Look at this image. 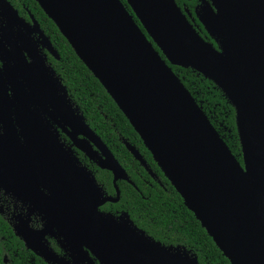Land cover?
<instances>
[{
	"label": "water",
	"instance_id": "water-1",
	"mask_svg": "<svg viewBox=\"0 0 264 264\" xmlns=\"http://www.w3.org/2000/svg\"><path fill=\"white\" fill-rule=\"evenodd\" d=\"M35 1L223 255L231 264H264V0H201L196 15L218 48L197 32L175 0H125L132 13L121 0ZM26 31L18 35L28 47H5L0 41V188L32 205L14 226L16 235L49 264H71L43 240L56 235L53 227L64 248L87 264L97 263L84 248L99 264H197L186 251L147 236L127 216L116 219L98 211L105 202L118 201L116 181L128 180L127 174L73 107L28 38L33 31ZM38 33L57 58L49 39ZM167 62L192 68L226 95L235 109L242 163ZM13 102L14 114L7 111ZM39 107L48 108L60 128H71L67 133L77 149L112 172L115 198L104 196L94 176L44 122ZM34 211L45 218L42 229L28 226Z\"/></svg>",
	"mask_w": 264,
	"mask_h": 264
},
{
	"label": "trees",
	"instance_id": "trees-1",
	"mask_svg": "<svg viewBox=\"0 0 264 264\" xmlns=\"http://www.w3.org/2000/svg\"><path fill=\"white\" fill-rule=\"evenodd\" d=\"M24 1L59 53V60L49 57V61L68 90L75 108L111 150L132 182L117 181L119 201L105 203L102 209L112 212L126 211L130 221L147 236L164 247L186 251L196 258L197 264H231L192 211L185 206L182 197L165 177L128 119L77 57L55 23L47 17L35 0ZM121 1L132 13L126 1ZM175 1L180 7L185 2L191 14L188 19L202 37L218 48V43L195 16L198 1ZM133 18L138 23L134 15ZM139 26L141 27L140 24ZM141 29L143 30L142 27ZM155 48L158 50L156 46ZM159 53L164 58L160 51ZM167 63L207 115L233 155L242 163L235 109L226 95L213 81L192 68ZM127 145L140 154L145 165L131 153ZM82 156L80 154V157ZM90 163L85 164L92 169L97 181L108 194H114L111 173L100 169L91 161ZM0 264L49 263L27 249L23 241L15 235L9 222L0 215Z\"/></svg>",
	"mask_w": 264,
	"mask_h": 264
},
{
	"label": "flooded vegetation",
	"instance_id": "flooded-vegetation-1",
	"mask_svg": "<svg viewBox=\"0 0 264 264\" xmlns=\"http://www.w3.org/2000/svg\"><path fill=\"white\" fill-rule=\"evenodd\" d=\"M185 1L190 2V1H193V0H185ZM197 1L198 2L196 4V6H195L196 8L199 7L200 4H201V0H197ZM182 5H183L182 6L183 8L180 7L179 5L178 6L186 14L187 19H188V16H191V14L188 12L187 7L185 6V2H183ZM195 16L198 19L197 15H196V12H195ZM189 22L196 29V27L194 26V24L190 20H189ZM35 23L38 24L39 29H36V27L33 26ZM26 28H27V30L30 29V30L33 31L32 33H29L28 34V38H30V40H32V42L33 41L36 42V44H37V46H38V48L40 50L41 55L46 60L45 62L50 67V69L53 71V73L58 78V80L61 82V85L65 89V92H66V94L68 96V99L71 101L73 107L75 108V106H74L75 103L72 101V99H70L68 90L66 89L65 85L62 83L59 75L56 73L55 69L51 65V62L49 61V57H52V58H54L56 60H59V58H60L59 57V53L55 49V47L53 46V44H52L49 36L41 28L39 21L32 14V12L29 9V7L27 6L26 2L24 0H0V41L5 45V47L9 46L8 43L10 45L16 47V48L28 47L27 42H25L24 39L21 38V37H19V35H18V32L19 31L27 32L26 31ZM39 30H41L43 32V34L51 42V45H52L53 49L56 51V53L58 55L57 58L55 56H53L40 43V38H39V33H38ZM207 33H208V31H207ZM1 52H4L3 49H2ZM24 54H25L26 58L28 60H30L29 57H28V55H27V53H26V51H24ZM2 64H3V62L0 59V67H2ZM6 84H7V87L9 88L10 87V84L8 82H6ZM8 92H9V96L11 97V95H12L11 90L9 89ZM17 106H18L17 105V102H13V104L11 105V107L7 111L12 112V114H14V111L16 110V107ZM36 109L41 112V115H42V117L44 119V122L46 124H48V126L50 127L51 131L54 134H57L59 140L64 144V147L66 149H68L70 151V153L79 162V164L82 165L83 167H85L94 176V178L96 179V176H95L94 172L86 164H89L90 161H91V162L94 163L95 166L99 167V165H98L97 162L89 159L87 156L84 155V153H82L79 149H77V147L74 145L72 139L69 137V135L67 133V132H71V128L69 126H67L66 124L64 125V128L63 129L60 128L59 127V122L54 121L53 118H51L47 114V111L49 110L48 108L47 109H44L43 107L42 108L39 107V108H36ZM7 111L4 108L5 114H7ZM56 120L59 121V118L56 117ZM2 129H3V125L0 124V133L3 132ZM79 138H82V136H79ZM80 154L83 155L84 157L83 156L80 157ZM83 162H85L86 164L83 163ZM90 165H91V163H90ZM99 168L102 169L101 167H99ZM104 170H107V169H104ZM107 171H109V170H107ZM109 172L112 175V184H113V187H114L113 174H112L111 171H109ZM127 177H128V175H127ZM119 180H122V179H119ZM119 180H117V181H119ZM96 181H97V179H96ZM117 181H116V185H117ZM124 181H128L129 183H132L129 178H128V180H124ZM97 183L102 188V191L104 193V196H110L112 198H115L116 197L115 187H114V194H108L104 190L103 186L98 181H97ZM20 197L19 198L18 197H14L10 193L5 192L3 189L0 188V215L3 216L9 222V224H10V226H11V228H12L13 231H14V226L19 225L22 222V219L27 218V216H28V209L30 207H32V205L28 201H26V200H24V199H22ZM119 199H120V197H119ZM119 199H118V201H119ZM118 201H116V202H105V203H117ZM105 203L102 204V205H100L98 207V211L99 212L106 213V214H110L113 217H115L116 219H118L120 217L127 216V212L126 211H123V210L122 211L112 212V211H108V210L102 209L103 206L105 205ZM44 222H45V218L43 217V215H41L38 211H34L29 216L28 226L31 229H33V230H39V229H42L43 228ZM52 230H53L54 233H56V235L47 234V235L44 236V239H43L44 242L47 244V246L49 248H51V250H53L56 254H58L59 256L63 257L64 259H66L71 264H87L82 259H79L78 256L76 254H74L73 252L67 251L64 248V245H63L64 242L62 241V238L57 235V229L55 227H53ZM14 233H15V231H14ZM15 235H16V233H15ZM84 250L89 254V256L92 258V260L95 263L99 264L98 259L91 252H89L85 248H84ZM75 259H77V263H75V261H74Z\"/></svg>",
	"mask_w": 264,
	"mask_h": 264
}]
</instances>
